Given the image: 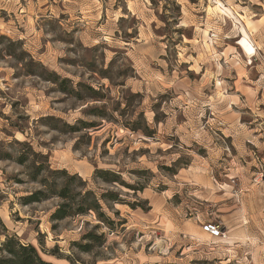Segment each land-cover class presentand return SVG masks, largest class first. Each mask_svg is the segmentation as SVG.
<instances>
[{
    "label": "rangeland",
    "instance_id": "374dc122",
    "mask_svg": "<svg viewBox=\"0 0 264 264\" xmlns=\"http://www.w3.org/2000/svg\"><path fill=\"white\" fill-rule=\"evenodd\" d=\"M43 177L120 201L99 199L109 223L52 220L59 196L21 200ZM263 180L264 0H0V247L9 234L52 264H250ZM234 199L230 236L219 206Z\"/></svg>",
    "mask_w": 264,
    "mask_h": 264
},
{
    "label": "trees",
    "instance_id": "16d2710c",
    "mask_svg": "<svg viewBox=\"0 0 264 264\" xmlns=\"http://www.w3.org/2000/svg\"><path fill=\"white\" fill-rule=\"evenodd\" d=\"M67 82L68 80L66 78L60 80L58 83L60 90L66 93H74V95L79 97V90L73 87H68L66 85ZM77 85L79 89L86 87L88 90H90L91 94H96L91 86H86L80 82ZM90 97L95 98L94 96ZM91 126L93 125L90 123H85L82 127L85 128ZM17 160L19 163H24L27 161V158L25 155L21 154ZM94 172L96 177L106 182L113 184L122 182L119 179V174L117 173L115 174L103 169H95ZM61 173L67 174L65 171H61ZM73 176L74 175H72V177ZM32 180H37V176L33 175ZM39 183L43 187V190H37L29 193L27 196L22 197V204L27 205L31 202H39L52 196H59L62 201L50 215L52 220H59L67 216H73L74 214H87L89 211H92L95 213V216H97L99 221L102 223H109V218L104 215L99 199L106 203H117L120 201L118 194L114 192H103L100 198H97L94 192L89 189L85 190V188H81L76 190V188H69L71 185L68 182L59 185L58 188H55V185L50 184L47 182V178L43 177ZM132 189L134 191L139 190L138 188L134 187H132ZM136 204L135 202L129 203L130 207H135ZM0 248L3 253V255L0 257V264H52L49 261L42 260L36 248L32 244H22L14 235L6 234V237L2 241Z\"/></svg>",
    "mask_w": 264,
    "mask_h": 264
},
{
    "label": "crops",
    "instance_id": "0c3cea01",
    "mask_svg": "<svg viewBox=\"0 0 264 264\" xmlns=\"http://www.w3.org/2000/svg\"><path fill=\"white\" fill-rule=\"evenodd\" d=\"M235 25L237 24L235 23ZM243 27L246 29L245 25H243ZM250 39H251V36H250ZM234 128L237 129L240 127H234ZM250 188L252 189V191H254V193H256L259 189L256 186L253 187V185H251ZM219 209L221 210V215H220L221 223L225 227L227 234L230 236L240 235L242 233V228L244 227L243 221H242V211H241V207H239L236 204L235 199L233 200V205H229L224 201L223 203L220 204ZM251 255L252 256H251L250 264H264V252L260 250L258 251L255 250V252H252Z\"/></svg>",
    "mask_w": 264,
    "mask_h": 264
},
{
    "label": "built area",
    "instance_id": "2783aa9c",
    "mask_svg": "<svg viewBox=\"0 0 264 264\" xmlns=\"http://www.w3.org/2000/svg\"><path fill=\"white\" fill-rule=\"evenodd\" d=\"M202 231L207 233L210 237L220 238L225 237L224 230L216 223L207 221L202 224Z\"/></svg>",
    "mask_w": 264,
    "mask_h": 264
},
{
    "label": "bare ground",
    "instance_id": "6f19581e",
    "mask_svg": "<svg viewBox=\"0 0 264 264\" xmlns=\"http://www.w3.org/2000/svg\"><path fill=\"white\" fill-rule=\"evenodd\" d=\"M243 34H244V36H246V37H247V34H246V32H245V31H243Z\"/></svg>",
    "mask_w": 264,
    "mask_h": 264
}]
</instances>
